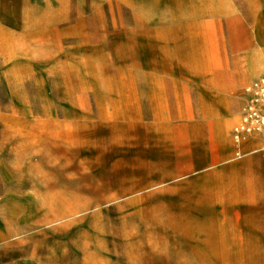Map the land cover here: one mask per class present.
I'll list each match as a JSON object with an SVG mask.
<instances>
[{
  "label": "rangeland",
  "instance_id": "374dc122",
  "mask_svg": "<svg viewBox=\"0 0 264 264\" xmlns=\"http://www.w3.org/2000/svg\"><path fill=\"white\" fill-rule=\"evenodd\" d=\"M263 73L264 0H0V264H264Z\"/></svg>",
  "mask_w": 264,
  "mask_h": 264
},
{
  "label": "built area",
  "instance_id": "2783aa9c",
  "mask_svg": "<svg viewBox=\"0 0 264 264\" xmlns=\"http://www.w3.org/2000/svg\"><path fill=\"white\" fill-rule=\"evenodd\" d=\"M233 136L237 144L247 137H264V74L246 86L245 104ZM262 150L264 152V146Z\"/></svg>",
  "mask_w": 264,
  "mask_h": 264
},
{
  "label": "crops",
  "instance_id": "0c3cea01",
  "mask_svg": "<svg viewBox=\"0 0 264 264\" xmlns=\"http://www.w3.org/2000/svg\"><path fill=\"white\" fill-rule=\"evenodd\" d=\"M264 74V73H263ZM259 76H261V75H259ZM258 76V77H259ZM257 78V77H256ZM255 78V79H256ZM254 80V79H253ZM252 80V81H253ZM251 81V82H252ZM250 82V83H251ZM249 83V84H250ZM248 84V85H249ZM246 88V87H245ZM245 90V89H244ZM245 92V91H244ZM244 104H245V94H244V103H243V106H244ZM243 106H242V108H243ZM241 112H242V109H241V111H240V116H241ZM239 120H240V117H239ZM238 120V121H239ZM238 121H237V123H238ZM236 123V124H237ZM235 124V125H236ZM235 125H234V127H235ZM261 143H262V149H263V146H264V137H262V136H258V137H247L246 139H244L241 143H239V144H237L236 142H235V140H233V144L232 143H230V149H229V151H228V149H225V152H226V154L224 155L225 157L227 156H229L230 157V155H232V153H233V151H234V149L236 150V154L237 155H240L241 153H242V151H245V152H257L258 151V148H259V146L261 145ZM263 151V150H262ZM237 164V163H236ZM235 165V164H234Z\"/></svg>",
  "mask_w": 264,
  "mask_h": 264
},
{
  "label": "bare ground",
  "instance_id": "6f19581e",
  "mask_svg": "<svg viewBox=\"0 0 264 264\" xmlns=\"http://www.w3.org/2000/svg\"><path fill=\"white\" fill-rule=\"evenodd\" d=\"M242 142V141H241Z\"/></svg>",
  "mask_w": 264,
  "mask_h": 264
}]
</instances>
